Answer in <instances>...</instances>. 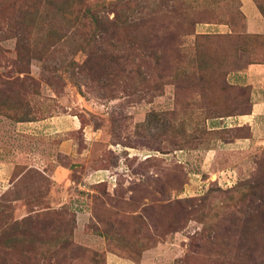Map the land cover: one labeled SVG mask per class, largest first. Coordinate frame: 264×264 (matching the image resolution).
<instances>
[{
    "label": "rangeland",
    "instance_id": "1",
    "mask_svg": "<svg viewBox=\"0 0 264 264\" xmlns=\"http://www.w3.org/2000/svg\"><path fill=\"white\" fill-rule=\"evenodd\" d=\"M245 1H86L111 34L0 0V264H264V116L251 146L214 123L250 112L228 73L264 63Z\"/></svg>",
    "mask_w": 264,
    "mask_h": 264
},
{
    "label": "crops",
    "instance_id": "2",
    "mask_svg": "<svg viewBox=\"0 0 264 264\" xmlns=\"http://www.w3.org/2000/svg\"><path fill=\"white\" fill-rule=\"evenodd\" d=\"M250 1L248 0L245 2L247 7L253 11L254 4L249 3ZM250 20H252L254 28L263 27V24H259L254 17ZM228 79L233 84L249 87L251 102L250 112L219 118L215 120L217 122L214 123H218L219 126H223L225 123H229V125L233 123L232 127L249 126L252 132V137L235 138L231 143L233 145H254V142L258 136L257 134L261 129L259 119L263 118L264 116V63H251L242 69L231 71L228 73ZM57 117L59 119L63 118L62 124H64V126H66L68 129H77L79 127L78 121L74 120L72 116ZM34 123L38 126L42 122L36 121ZM91 177H95V171L90 172L89 175L85 177V179ZM120 264H123V262Z\"/></svg>",
    "mask_w": 264,
    "mask_h": 264
},
{
    "label": "trees",
    "instance_id": "3",
    "mask_svg": "<svg viewBox=\"0 0 264 264\" xmlns=\"http://www.w3.org/2000/svg\"><path fill=\"white\" fill-rule=\"evenodd\" d=\"M49 1H61V2H63L64 4H66V6L64 7V11L70 8V10L72 12H74L75 14L77 13V15L79 17L84 18L85 20H91V22H94L96 25H98V27L101 29V31H104L105 33H111L112 34L115 32L114 29L110 30L106 26V23L110 22V24H112L111 19H109V17H108L109 10H107L106 12L103 10L99 11L96 9V5L89 4L88 2H86L88 0H45V2H49ZM23 12H22L21 16L23 15ZM66 14H68V12H66ZM21 16H20V20H19L20 23L23 21V17H21ZM182 17H183L182 22H189L188 18L185 15H183ZM112 20H114V19H112ZM243 87H247V86H243ZM247 88H249V87H247ZM249 95H250V90H249ZM249 99H250V96H249Z\"/></svg>",
    "mask_w": 264,
    "mask_h": 264
}]
</instances>
